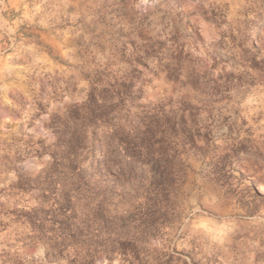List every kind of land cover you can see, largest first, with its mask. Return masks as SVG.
<instances>
[{"label": "clouds", "instance_id": "1", "mask_svg": "<svg viewBox=\"0 0 264 264\" xmlns=\"http://www.w3.org/2000/svg\"><path fill=\"white\" fill-rule=\"evenodd\" d=\"M0 264H264V0H0Z\"/></svg>", "mask_w": 264, "mask_h": 264}]
</instances>
